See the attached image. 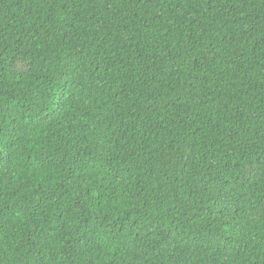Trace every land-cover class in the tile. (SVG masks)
Returning <instances> with one entry per match:
<instances>
[{"label":"trees","instance_id":"trees-1","mask_svg":"<svg viewBox=\"0 0 264 264\" xmlns=\"http://www.w3.org/2000/svg\"><path fill=\"white\" fill-rule=\"evenodd\" d=\"M0 264H264V0H0Z\"/></svg>","mask_w":264,"mask_h":264}]
</instances>
